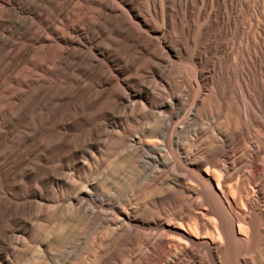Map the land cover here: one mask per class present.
I'll return each mask as SVG.
<instances>
[{
  "label": "bare ground",
  "instance_id": "1",
  "mask_svg": "<svg viewBox=\"0 0 264 264\" xmlns=\"http://www.w3.org/2000/svg\"><path fill=\"white\" fill-rule=\"evenodd\" d=\"M230 3L0 0V264L72 234L81 264H264V32L236 44Z\"/></svg>",
  "mask_w": 264,
  "mask_h": 264
},
{
  "label": "rangeland",
  "instance_id": "2",
  "mask_svg": "<svg viewBox=\"0 0 264 264\" xmlns=\"http://www.w3.org/2000/svg\"><path fill=\"white\" fill-rule=\"evenodd\" d=\"M239 3L243 4L242 7H240L241 5H239ZM237 4L239 6H236V5L234 6V4H232V8H231V3H230L229 6L225 7V10L229 14V16H231L233 13L235 14V12L236 14L239 15L238 24L242 27V31L241 33H238L237 36H234V40L236 41V44L241 41L242 42L246 41L247 36H248L247 34H252L255 31V29L262 30L264 32V0H237ZM225 10L222 9V12H225ZM249 31H251V33H249ZM234 40L231 38L230 35H225L222 37V42L224 43L229 42V41H234ZM2 57H4V50H0V59H2ZM208 59H210V56H208ZM205 70L206 69L203 70V75L204 77H207V70L206 71ZM5 84H7V81H5L2 85H5ZM89 112H91V110H89ZM219 116L217 120H215V124L217 126L219 124H222L223 122V119L221 118V114H219ZM110 123L111 122L108 119L105 121L104 124L107 129L110 128ZM84 129H87V128H83V130ZM251 137L253 136L251 135ZM255 156H258L257 160L254 159ZM259 158H262V154L258 150L257 144L254 142V140H251L250 144L248 145V153L243 158V160L247 161L248 164L254 168L255 166L261 165V161ZM252 167L242 169V171L252 173L253 172ZM117 169H120V173H115L114 175L118 177L129 176V173H131L129 164L125 163L122 157L118 158L117 162L113 165L112 170H110V173L111 171L113 172V171H116ZM68 173H71V170L68 171ZM107 174H109V172L103 173V168H100L96 172L86 174L85 180L87 181V185L90 187H102L103 181L105 180L107 183L109 182L113 183L112 190H111V192L113 193L115 188L122 186V183H116ZM62 182H63L62 179H58L56 181H50L49 182L50 188H47V189L42 188L40 195L44 198L53 196V193L51 192L60 190L62 188ZM108 186H106V188L110 187ZM73 197H74V194L71 196V198L73 199ZM25 201H37V200L27 197L25 198ZM141 201L142 200H140L139 202L141 203ZM8 215L0 218L1 224L7 218ZM17 227H20V225L17 224ZM59 227L61 228L67 227L70 231L72 228H74L76 232H81V225H80V222L78 221V218L69 212L65 214ZM105 227L106 226H100L96 230L88 231L87 234L90 238L101 237V234L105 233ZM21 228H22V231H25V232L28 231L29 233H33L29 231L30 228L27 226L26 227L23 226ZM37 239H38V244L37 246L35 245V247H37L39 251H45L48 253V256L44 257L43 259H38L37 257H35L34 260H37L39 264H81V260H82L81 253L83 251V245L76 239L75 234L70 235L67 239V244L63 245L62 247H60V245L56 243L53 237L49 238V240H44L41 237H38ZM135 243L140 244V242L138 241ZM2 247L3 246H0V248ZM29 254L35 255V256L37 255L34 249H31L29 251ZM83 257H86V256L83 255ZM7 258H8L7 256H4V259H7ZM25 260H26V257L16 262L15 264H25Z\"/></svg>",
  "mask_w": 264,
  "mask_h": 264
}]
</instances>
